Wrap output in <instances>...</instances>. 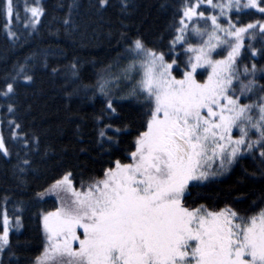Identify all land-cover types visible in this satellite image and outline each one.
I'll use <instances>...</instances> for the list:
<instances>
[{"label":"snow or ice","instance_id":"obj_1","mask_svg":"<svg viewBox=\"0 0 264 264\" xmlns=\"http://www.w3.org/2000/svg\"><path fill=\"white\" fill-rule=\"evenodd\" d=\"M98 3L104 7L107 0ZM203 4L218 8V14L200 11ZM121 5L127 9V0H121ZM234 5L238 16L241 0H183L179 26L167 53L146 47L137 36L123 50L122 57L130 59L117 73L111 72L110 64L94 84L76 87L77 92L95 89L103 95L107 102L102 112L111 116L117 112L112 86L123 79L131 85L126 96L151 102V114L146 129L135 137L131 163L116 160L114 167L104 170L103 179L92 181L82 191L73 187L72 173L67 171L36 194L64 191L71 193L72 199L41 215L45 241L34 264H264V207L245 217L227 205L209 211L203 204L190 208L184 203L191 187L216 175L209 171L210 160L219 161V171L245 155L264 165V83L258 84L256 79L264 68L239 65L244 37L254 25L237 26L239 20L233 22L230 15L226 24L219 22ZM243 8H256L264 14V0H245ZM28 11L30 23L35 25L42 12L39 0ZM12 12L13 0H0V16L10 18ZM194 17L204 26L185 23ZM258 27L264 34V23ZM8 35L16 38L10 29ZM193 38L200 42L190 43ZM180 45H185V53L194 55L188 56L186 70L177 79L172 69L179 56L168 62L166 55H175ZM221 47L227 48V54L214 59L215 50ZM25 61L0 90V96L7 99L13 94L18 79H33L27 74V57ZM205 65L210 71L201 83L194 73ZM137 72L139 79L134 81ZM72 74L77 75L75 71ZM14 109V104H7L8 113ZM19 128L17 124L11 129V138L27 146L29 141ZM108 128L111 125L100 129L99 136L104 137ZM234 129L239 135L233 134ZM31 143H36V137ZM0 154L11 156L2 136ZM30 164L29 159H23L14 167L24 172ZM20 224V215L15 216L14 225L6 213L3 215L0 254L15 255L8 251L10 230H18ZM77 226L83 229V238L77 235ZM74 241L79 247L73 246ZM0 264H5L2 258Z\"/></svg>","mask_w":264,"mask_h":264},{"label":"trees","instance_id":"obj_2","mask_svg":"<svg viewBox=\"0 0 264 264\" xmlns=\"http://www.w3.org/2000/svg\"><path fill=\"white\" fill-rule=\"evenodd\" d=\"M127 4L123 9L121 0H107L104 7L98 0H39L41 16L32 25L28 8L35 6L36 0H13L10 20L0 16V90L11 82L16 68L26 63V57L27 74L33 77L28 82L22 78L15 81V91L7 99L0 96V136L11 153L8 158L0 154V231L5 213L13 225L15 216L21 217L19 229L10 230L8 251L15 255L0 254L5 264H34L35 257L43 251L41 215L57 203L50 191L43 196L37 193L44 192L67 171L72 173L73 187L77 189L82 188V183L84 187L103 179L104 170L114 167L116 160L131 162L135 137L146 129L151 102H145L143 97H127L131 85L122 79L112 86L117 112L109 116L102 112L107 102L103 95L95 89H75L94 84L110 64L111 72L117 73L130 59L122 57L123 50L137 36L146 47L167 53L175 27L179 26L183 0H127ZM213 10L206 4L200 6L206 15ZM236 13L234 10L230 16L233 22L239 20L237 25H255L244 37L239 65L264 68V34L258 27V23H264V14L252 8L239 10L238 16ZM9 29L15 39L9 37ZM184 49L185 45H180L175 55H166L168 62L179 56L172 69L177 76V70L188 61ZM53 68L57 71L53 72ZM262 77L264 72H257L258 84L264 83ZM9 103L15 106L11 113L7 110ZM17 124L29 141L27 146L11 138V129ZM105 125L111 128L100 137ZM33 137L35 144L31 143ZM23 159H29L31 164L20 172L14 166ZM188 191L186 207L203 204L209 210H219L227 205L241 216H249L264 207V165L245 155L221 177L197 183Z\"/></svg>","mask_w":264,"mask_h":264},{"label":"rangeland","instance_id":"obj_3","mask_svg":"<svg viewBox=\"0 0 264 264\" xmlns=\"http://www.w3.org/2000/svg\"><path fill=\"white\" fill-rule=\"evenodd\" d=\"M222 2H223V1H222ZM244 2H245V0H241V8H240L239 10L249 9V8H243V3H244ZM217 3H220V2H217ZM206 5H207V4H206ZM31 7H33V6H30L28 9H30ZM252 9H256V8H252ZM234 10H237V9L235 8V5L233 6V8L230 10V12H229L227 15H225L224 17H219V22L222 23V24H226L227 19H228L230 13H231L232 11H234ZM256 10H257V9H256ZM218 12H219V9H218V8H215V9L211 12V14L216 15V14H218ZM29 13H30V15H31V12H30V11H29ZM207 15H208V14H207ZM7 19L10 20V18H8V17H7ZM200 22H201V21H199L198 18H196V17H194L193 20H191V21L185 19V23H186V24L191 25L192 23H199L200 26L203 27V26H204L203 23L201 24ZM208 25H209V28H210V26H211V21H208ZM245 25H246V24H245ZM237 26H243V25H237ZM254 26H255V25H254ZM233 30H234V29H233ZM189 42L195 44V43H198V42H200V41H197L195 38H193V39H191ZM242 48H243V47H242ZM215 52H216V55H214L213 58H214V59H219V58H221L222 56H224V55L227 54V48H225V47H221V48L216 49ZM241 52H242V49H241ZM188 55H189V56H190V55H194V53H188ZM179 67H180V66H179ZM184 70H186V66H185V67H181L180 69L177 70V73L179 74L178 76H177L176 74H174L173 72H172V74H173L174 76H176L177 79H179V78L182 77V75H183V71H184ZM209 71H210V69H209L206 65L203 66V67H198V68L196 69V72L194 73V75L196 74V75H195V78L197 79L198 82H201V83H202V82L207 78V76H208V72H209ZM136 79H139V72H137L136 76L134 77V81H135ZM237 88H238V85H237ZM246 102H248V101H246ZM150 114H151V113H150ZM204 114H206V110H205ZM233 134H234V135H239L238 130H237V129H234V130H233ZM251 138H252V139H255V135H253ZM130 163H131V162H130ZM208 164L212 165V167L209 169V171L216 173L215 176H210L208 180L214 179V178H216V177H221V176H222V175H223V174H224V173L230 168V166H229L226 170L219 171V170H218V169H219V161H218V160H210V161H208ZM206 181H207V180H206ZM197 183H200V182H197ZM87 186H88V185L84 186L83 188H77V190H81V191H82L83 189L87 188ZM75 189H76V188H75ZM50 192H51L52 196L54 197V199L56 200L57 205H56V207H55L54 209H52V210H48V211H46V212H49V211H55V209H56L57 207L60 206V202H61V201H67V202H69V203L71 202V199H72V197H71V193L64 192V191H60L59 194H57L56 192H52V191H50ZM208 210H209V209H208ZM209 211H218V210H209ZM46 212H44V213H46ZM42 227H43V225H42ZM43 232H44V231H43ZM76 232H77V235H78V236H80L81 238H83V229H82V228H80L79 226H77ZM44 241H45V235H44ZM73 246H74V247H79L78 242H75V241H74V242H73Z\"/></svg>","mask_w":264,"mask_h":264}]
</instances>
